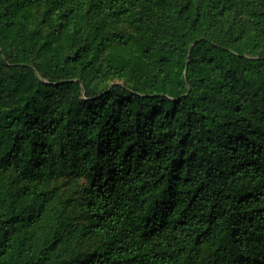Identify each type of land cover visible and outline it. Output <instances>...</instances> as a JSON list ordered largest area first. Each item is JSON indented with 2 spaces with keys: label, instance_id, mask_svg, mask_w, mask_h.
<instances>
[{
  "label": "trees",
  "instance_id": "trees-1",
  "mask_svg": "<svg viewBox=\"0 0 264 264\" xmlns=\"http://www.w3.org/2000/svg\"><path fill=\"white\" fill-rule=\"evenodd\" d=\"M0 264H264V0H0Z\"/></svg>",
  "mask_w": 264,
  "mask_h": 264
},
{
  "label": "rangeland",
  "instance_id": "rangeland-1",
  "mask_svg": "<svg viewBox=\"0 0 264 264\" xmlns=\"http://www.w3.org/2000/svg\"><path fill=\"white\" fill-rule=\"evenodd\" d=\"M84 183V181H82Z\"/></svg>",
  "mask_w": 264,
  "mask_h": 264
}]
</instances>
